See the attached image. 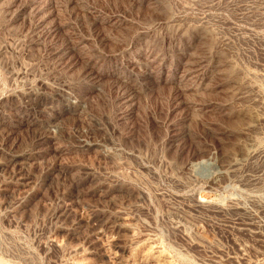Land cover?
Wrapping results in <instances>:
<instances>
[{"label":"rangeland","instance_id":"374dc122","mask_svg":"<svg viewBox=\"0 0 264 264\" xmlns=\"http://www.w3.org/2000/svg\"><path fill=\"white\" fill-rule=\"evenodd\" d=\"M0 264H264V0H0Z\"/></svg>","mask_w":264,"mask_h":264},{"label":"bare ground","instance_id":"6f19581e","mask_svg":"<svg viewBox=\"0 0 264 264\" xmlns=\"http://www.w3.org/2000/svg\"><path fill=\"white\" fill-rule=\"evenodd\" d=\"M233 205H234V204H233ZM233 205H232V206H233ZM235 208H236V207H235ZM237 208H238V207H237Z\"/></svg>","mask_w":264,"mask_h":264}]
</instances>
